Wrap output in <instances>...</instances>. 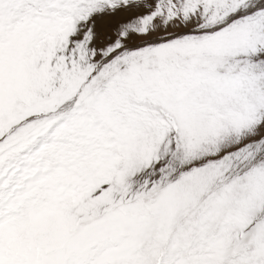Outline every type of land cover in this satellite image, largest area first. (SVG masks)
Listing matches in <instances>:
<instances>
[{
    "label": "snow or ice",
    "instance_id": "6c2138e0",
    "mask_svg": "<svg viewBox=\"0 0 264 264\" xmlns=\"http://www.w3.org/2000/svg\"><path fill=\"white\" fill-rule=\"evenodd\" d=\"M0 264H264V0H0Z\"/></svg>",
    "mask_w": 264,
    "mask_h": 264
}]
</instances>
